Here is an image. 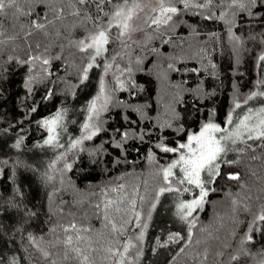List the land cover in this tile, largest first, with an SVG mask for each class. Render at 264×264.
I'll return each instance as SVG.
<instances>
[{
	"label": "trees",
	"instance_id": "trees-1",
	"mask_svg": "<svg viewBox=\"0 0 264 264\" xmlns=\"http://www.w3.org/2000/svg\"><path fill=\"white\" fill-rule=\"evenodd\" d=\"M98 2L17 0L0 16V264H75L63 258L66 236L75 240L64 231L72 223L85 238L81 247L91 242L97 249L89 251L95 264H118L119 256L105 249L123 253L129 242L124 264H261L264 223L258 222L251 242H241L264 208V141L237 143L227 159L238 162L221 165L220 175L206 184L203 206L187 219L179 205L199 198L200 189L179 184L178 172L167 184L162 168L185 150L159 146L178 148L209 121L226 126L235 104L260 89L264 6L241 9L237 5L248 0H212L201 8L196 5L206 0H188L185 8L180 0H165L180 12L157 26L151 18L159 15L160 0H141L143 11L134 21L141 30L122 43L115 39L118 29H111L107 51L84 79L93 53L80 51L76 42L95 30L93 21L106 23ZM118 2L104 0L100 7L110 13ZM105 96L106 110L90 119L91 102L98 108ZM58 112L62 118L50 132L52 125L43 122ZM85 124L100 131L71 147L89 134ZM50 135L55 139L45 144ZM235 173L238 181L228 178ZM169 186L180 191L157 198ZM108 201L115 203L106 220ZM113 223L124 231L113 232Z\"/></svg>",
	"mask_w": 264,
	"mask_h": 264
},
{
	"label": "snow or ice",
	"instance_id": "snow-or-ice-1",
	"mask_svg": "<svg viewBox=\"0 0 264 264\" xmlns=\"http://www.w3.org/2000/svg\"><path fill=\"white\" fill-rule=\"evenodd\" d=\"M88 0H78V3L85 4ZM104 3V0H99L97 7L99 11L103 13L104 17H108L106 23H96L93 21L94 24V31L89 32V34L80 41H77V45L82 52H87L91 50L93 53L89 57V63L87 67L84 69L83 78L87 79L88 69L93 67V62L95 61L96 57L102 55L103 52L107 51V45L110 42L111 37V29L114 27L118 29V36L115 39L120 40L122 43L125 42V38L128 40L131 39L132 33L140 31L139 25L135 24L134 21L138 18V10L143 11L142 2L141 0H119L118 3L112 6V11L110 13L103 12V9L100 5ZM180 3L183 4L185 8L189 7L188 0H180ZM212 3V0H206L204 4H198L197 7H209ZM259 3L261 6H264V0H248L247 4L239 3L237 5V0H233V4L237 5L241 9H246L249 7H255ZM17 4V0H0V16L7 15V9L15 8ZM168 4H171V0H168ZM59 11H63L60 9ZM153 11H157L153 9ZM159 15L151 18V24L159 26L160 24L167 25L173 19V15L178 14L180 9L174 6H165V0H160V7H159ZM17 12L20 15H29L30 12L25 13L22 10L17 8ZM74 16H79V10L73 12ZM211 19L212 17H207ZM87 19L91 20V17H87ZM219 19L223 20L224 15L221 14ZM33 27L37 29L44 28V25L33 22ZM3 35V33H0ZM28 35H31L29 32ZM58 58V57H57ZM36 59V58H33ZM261 60H264V56L260 57ZM139 62V61H138ZM50 63L49 60H43V64L48 65ZM110 65H106L107 68ZM172 65H169L171 68ZM131 71V69H128ZM257 96L264 97V92H252L244 101L245 104L249 100L256 98ZM109 101L108 97H104L103 103L101 104L100 108L96 106V100H93L89 106V113L90 119L92 118V114L95 113L96 116L99 115L100 111L106 110V105ZM236 108H240V103L235 104ZM62 118V113L58 112L55 118L51 120H46L43 123L49 127L50 132L55 131V126L59 123L60 119ZM226 124L231 127H222L220 124L215 122L209 121L202 125L199 132L197 134H192L187 137V143L180 144L178 148H171L167 146H159L162 147V150L165 152H177L181 150V155L179 159L173 160L167 167L162 168V175L163 179L167 182L168 185H171L170 177L175 175L173 169L179 166L180 171L183 173V178L178 180L179 184H193L200 189L199 198L193 199L187 203H181L179 208L181 210V218L187 219L192 215V212L196 208H201L205 202V197L208 194L209 189L205 186L206 184L210 185L214 182L215 178L220 175V169L222 164H234L237 163V160H228L227 154L229 151H235L236 149L233 147L237 143L244 144L247 140H259L264 141V107H260L256 110L249 108L247 112L238 119V121L233 124V115L232 112H229ZM85 129H91L87 136H83L80 140H75L71 143V147H76L80 143H82L83 139H91L97 132L100 131V128L95 124L89 125L85 124L83 126ZM124 138H127L128 133H124ZM55 139V136L50 135L47 140L44 141L45 144H50ZM19 142H17V146ZM119 146V145H118ZM264 146V145H262ZM243 151V149H241ZM66 168H71L70 164L65 165ZM202 174L207 177L205 181L202 179ZM231 180H239L240 175L239 173L229 174L228 176ZM214 191V189H212ZM165 191H177L179 192L180 189L176 188L173 189L169 187H162L159 189L157 193V198L160 194L164 193ZM187 191V189H185ZM143 199V197H141ZM115 202L108 201L105 204V219H108L107 210L109 205ZM235 203V202H234ZM133 209L135 208L136 201L133 199L131 201ZM99 207V206H97ZM153 207L155 205L153 204ZM115 211L121 212L119 207H116ZM245 211H248L247 206H245ZM149 213V218H150ZM139 213L136 214V221L137 225L139 226ZM129 221H125L128 223ZM264 223V208L261 209L258 215H256L253 221L249 224L248 233L246 234L244 240L241 242L242 244L245 242H251L253 240L252 232L256 230L257 224ZM194 222L190 221L189 227V240L191 239V224ZM146 228L147 225H144ZM65 233H74L75 240L72 234L66 236L65 240L63 241V258L65 261L71 259L75 262V264H95L93 257L89 254V251L95 252L97 249H93L91 247V242L87 243V247H81V242L85 241L84 237L79 235L80 229H77L76 224L72 223L67 228L64 229ZM112 231L113 232H122L124 231L123 226L121 228H117L115 223L112 224ZM140 238H143V233H141ZM179 238L178 234L176 236H170L169 239ZM129 247H131L130 242L124 245L123 253L119 252V249H113L112 247H108L105 249L108 253L112 255H118L119 261L118 264H124V256L128 253ZM45 257H49V252H44ZM234 261H238L240 259L239 255H234L232 257ZM55 264V261L52 262ZM261 264H264V260L261 261Z\"/></svg>",
	"mask_w": 264,
	"mask_h": 264
},
{
	"label": "rangeland",
	"instance_id": "rangeland-1",
	"mask_svg": "<svg viewBox=\"0 0 264 264\" xmlns=\"http://www.w3.org/2000/svg\"><path fill=\"white\" fill-rule=\"evenodd\" d=\"M259 85H260V89L257 91V92H264V60L261 61V64L259 65ZM86 93L85 95L82 94V99L85 100L86 99ZM106 97V96H105ZM103 102H101L102 104ZM101 104H99L98 108L101 106ZM241 107L240 108H236L233 112H232V115H233V124H235L239 118H241L249 108L253 109V110H256L260 107H264V97H261V96H257L256 98L252 99V100H249L247 102V104H242L240 103ZM64 120V118H63ZM63 122V121H62ZM62 125V124H61ZM58 126V124L56 125ZM222 127H231L229 125L226 124V126H222ZM56 128V127H55ZM197 134V133H196ZM237 144L234 145L233 147L236 148ZM186 151V150H185ZM233 152H237L236 151H233ZM232 151H229L228 154H227V157H230V155L233 153ZM234 153V154H235ZM233 154V155H234ZM226 157V158H227ZM174 172H178L182 177H183V173L180 171V168L179 166L175 169H173ZM202 179H204L205 181L207 180V177L202 174ZM206 186V185H205ZM173 197H169V200H168V203L171 204V201L173 203ZM173 206V205H172ZM173 212V210H172ZM8 264H18V263H15V262H12L10 260H8Z\"/></svg>",
	"mask_w": 264,
	"mask_h": 264
}]
</instances>
